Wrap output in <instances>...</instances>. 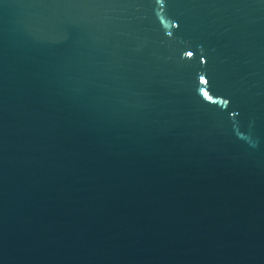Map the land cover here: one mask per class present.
Returning a JSON list of instances; mask_svg holds the SVG:
<instances>
[{
	"label": "water",
	"instance_id": "95a60500",
	"mask_svg": "<svg viewBox=\"0 0 264 264\" xmlns=\"http://www.w3.org/2000/svg\"><path fill=\"white\" fill-rule=\"evenodd\" d=\"M0 264H264V0H0Z\"/></svg>",
	"mask_w": 264,
	"mask_h": 264
}]
</instances>
